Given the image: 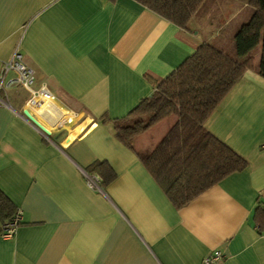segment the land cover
Listing matches in <instances>:
<instances>
[{"label": "crops", "instance_id": "0c3cea01", "mask_svg": "<svg viewBox=\"0 0 264 264\" xmlns=\"http://www.w3.org/2000/svg\"><path fill=\"white\" fill-rule=\"evenodd\" d=\"M252 12L227 26L224 46L135 0H0V70L17 49L34 71L30 90L14 83L0 93V193L20 212L14 233L0 235V264H201L216 251L218 264H264L259 46L253 67L204 122L246 166L185 206L172 205L137 155L149 153L175 118L134 137L132 149L113 133V122L129 119L202 44L234 55L232 36ZM13 78L8 72L5 79ZM40 86L55 103L29 106ZM98 163L112 170V180L103 182ZM87 173L99 179L97 189Z\"/></svg>", "mask_w": 264, "mask_h": 264}, {"label": "trees", "instance_id": "16d2710c", "mask_svg": "<svg viewBox=\"0 0 264 264\" xmlns=\"http://www.w3.org/2000/svg\"><path fill=\"white\" fill-rule=\"evenodd\" d=\"M180 28H187L205 0H135ZM253 8L249 19L232 36L234 55L204 43L168 77L154 85L152 94L134 109L145 119L113 122L114 136L131 149V140L163 119L175 123L149 153H138L158 187L175 208L188 204L224 177L243 170L246 162L204 128V122L242 74L253 67L250 55L258 46V72L264 78V0H236ZM131 115V116H132ZM130 116V117H131ZM104 183L114 177L104 163ZM106 169L107 171H104ZM89 176L93 174L87 173ZM262 214L257 208L256 214ZM17 211L0 193V235ZM20 221L16 222V227Z\"/></svg>", "mask_w": 264, "mask_h": 264}, {"label": "built area", "instance_id": "2783aa9c", "mask_svg": "<svg viewBox=\"0 0 264 264\" xmlns=\"http://www.w3.org/2000/svg\"><path fill=\"white\" fill-rule=\"evenodd\" d=\"M8 72H13L14 78L9 81H6L5 78ZM33 81L34 71L23 62L21 54L17 49H15L10 58L2 64L0 70V93L5 90L6 86H9L14 83L24 89L30 90ZM42 99L51 100L53 101V103H55L53 95L46 89V87L40 86L36 91H31L30 98L28 99V105L39 108L42 104ZM0 105H5V102L1 97ZM40 133L43 134L42 132ZM43 136L46 135L43 134ZM85 177L88 179L89 185L92 188H98L99 179L96 176H89L85 174ZM17 221H20L19 211H17L15 219L13 220L12 224L8 227L7 231L3 234V237H10L14 233L15 228H17ZM260 238L264 241V232L260 233ZM221 260L222 254L219 251H216L207 255L202 260L201 264H218Z\"/></svg>", "mask_w": 264, "mask_h": 264}, {"label": "rangeland", "instance_id": "374dc122", "mask_svg": "<svg viewBox=\"0 0 264 264\" xmlns=\"http://www.w3.org/2000/svg\"><path fill=\"white\" fill-rule=\"evenodd\" d=\"M231 4L232 6H237L236 10H234V8L230 9L229 11L228 9H224L225 7H227V3H224L222 0L207 1V3L203 4L202 9L193 14L187 24V28L185 29H194L195 27L202 28L208 37H212L211 41H213L214 44L216 42L217 44L219 43V45L222 44L224 46H227L229 43L227 26H229V28H232L234 24L246 19L249 16V13L253 10L251 6L243 4L236 0H230V3L228 2V7H231ZM219 8H221L222 10L220 11ZM217 33L218 36L216 39L215 36ZM256 54L257 52L255 51V53H251L250 55L254 59V56ZM130 119L144 120L145 115L135 113L130 117Z\"/></svg>", "mask_w": 264, "mask_h": 264}, {"label": "water", "instance_id": "95a60500", "mask_svg": "<svg viewBox=\"0 0 264 264\" xmlns=\"http://www.w3.org/2000/svg\"><path fill=\"white\" fill-rule=\"evenodd\" d=\"M23 116L33 125L35 126L40 132L48 136V131L41 125L39 124L27 111H24Z\"/></svg>", "mask_w": 264, "mask_h": 264}, {"label": "bare ground", "instance_id": "6f19581e", "mask_svg": "<svg viewBox=\"0 0 264 264\" xmlns=\"http://www.w3.org/2000/svg\"><path fill=\"white\" fill-rule=\"evenodd\" d=\"M45 102L53 103V101H51V100H45V99H42V104H41V105H43Z\"/></svg>", "mask_w": 264, "mask_h": 264}]
</instances>
